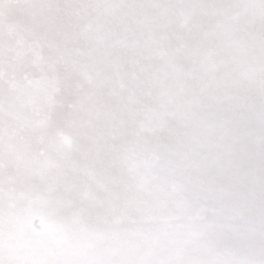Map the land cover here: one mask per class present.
I'll use <instances>...</instances> for the list:
<instances>
[{
  "label": "snow or ice",
  "instance_id": "6c2138e0",
  "mask_svg": "<svg viewBox=\"0 0 264 264\" xmlns=\"http://www.w3.org/2000/svg\"><path fill=\"white\" fill-rule=\"evenodd\" d=\"M0 264H264V0H0Z\"/></svg>",
  "mask_w": 264,
  "mask_h": 264
}]
</instances>
